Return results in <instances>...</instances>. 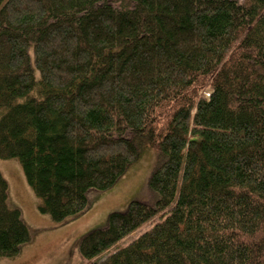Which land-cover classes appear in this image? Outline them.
Here are the masks:
<instances>
[{
  "label": "trees",
  "instance_id": "obj_1",
  "mask_svg": "<svg viewBox=\"0 0 264 264\" xmlns=\"http://www.w3.org/2000/svg\"><path fill=\"white\" fill-rule=\"evenodd\" d=\"M147 149L84 263L264 264V0H0V160L37 212L79 217ZM32 238L0 174V258Z\"/></svg>",
  "mask_w": 264,
  "mask_h": 264
},
{
  "label": "rangeland",
  "instance_id": "obj_2",
  "mask_svg": "<svg viewBox=\"0 0 264 264\" xmlns=\"http://www.w3.org/2000/svg\"><path fill=\"white\" fill-rule=\"evenodd\" d=\"M158 156L154 149L145 150L112 189L90 192L86 212L63 225H54L47 216L37 212V199L26 185L18 162L0 160V174L8 183L10 199L21 210L24 222L33 233V242L22 246L14 258H0V264H86L78 254V240L88 232L104 227L111 212L125 211L134 200L147 201L146 183ZM151 227L142 226L120 245L129 244Z\"/></svg>",
  "mask_w": 264,
  "mask_h": 264
},
{
  "label": "crops",
  "instance_id": "obj_3",
  "mask_svg": "<svg viewBox=\"0 0 264 264\" xmlns=\"http://www.w3.org/2000/svg\"><path fill=\"white\" fill-rule=\"evenodd\" d=\"M33 242V241H32Z\"/></svg>",
  "mask_w": 264,
  "mask_h": 264
}]
</instances>
